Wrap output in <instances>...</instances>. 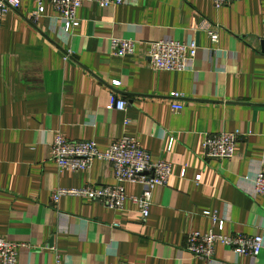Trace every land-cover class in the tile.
<instances>
[{
	"label": "crops",
	"instance_id": "0c3cea01",
	"mask_svg": "<svg viewBox=\"0 0 264 264\" xmlns=\"http://www.w3.org/2000/svg\"><path fill=\"white\" fill-rule=\"evenodd\" d=\"M35 10V0H21L0 26V237L17 244V264H205L184 244L191 231H218L206 214L213 211L223 233L264 237V194L253 187L264 170V0L220 8L212 0L85 2L69 35L49 3L37 19ZM112 37L133 40L134 53L112 55ZM163 39L197 42L188 69L149 66L150 42ZM111 91L127 101L125 110L108 106ZM174 102L182 109L172 110ZM235 130L230 159L204 157L206 136ZM57 133L94 140L99 150L131 136L153 160L170 162L148 217L129 200L121 210L74 196L54 206L55 188L115 183L105 160L59 171L50 159ZM213 258L264 264V249L251 258L216 243Z\"/></svg>",
	"mask_w": 264,
	"mask_h": 264
},
{
	"label": "built area",
	"instance_id": "2783aa9c",
	"mask_svg": "<svg viewBox=\"0 0 264 264\" xmlns=\"http://www.w3.org/2000/svg\"><path fill=\"white\" fill-rule=\"evenodd\" d=\"M21 0H0V26L3 17L11 10H17ZM235 0H212L215 8L228 5ZM36 10L32 14L34 19L44 11V5L49 3L60 21L61 29L69 35L78 25L77 10L85 2H93L101 7L119 5L123 0H35ZM212 42H216V31L209 30ZM264 48V35L260 37ZM148 52L149 66L155 71H184L194 60L198 45L194 39L181 42L173 39H163L150 42ZM135 42L130 39L112 37L110 39V52L114 56H129L134 53ZM65 61H72L71 52L64 54ZM111 86L119 85L118 80H112ZM170 97L176 99L179 93L170 92ZM110 108L125 110L127 101L118 98L114 91L110 92ZM171 109L179 111L182 105L176 102ZM241 133L219 132L206 136L203 140V154L208 159H230ZM50 159L56 164L59 171L87 170L94 160H105L113 168L115 183L107 185L86 184L80 188H55L51 193L54 206L62 196L84 197L89 200L101 202L104 206L121 210L124 203L129 200L138 209L143 219L149 215L152 205L153 191L157 186H164L171 176V164L166 160H153L150 153L140 142L131 136H122L113 140L104 150H99L94 140H71L60 133L54 135L50 146ZM196 182L200 175L195 177ZM134 183L141 186L138 195L126 192L124 184ZM256 194H264V170L257 172L253 179ZM217 225L218 231L210 228L206 232L191 231L186 235L184 249L205 264L214 263V246L220 243L228 247L236 256H249L255 258L264 249V237L260 235L245 236L241 234L223 233L222 224H218L216 212H206ZM17 244L0 237V264H17Z\"/></svg>",
	"mask_w": 264,
	"mask_h": 264
}]
</instances>
